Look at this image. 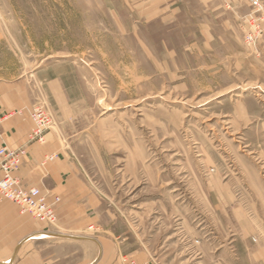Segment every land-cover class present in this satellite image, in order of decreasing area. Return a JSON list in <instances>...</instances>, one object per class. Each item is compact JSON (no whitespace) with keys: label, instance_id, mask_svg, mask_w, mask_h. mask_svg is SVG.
Returning a JSON list of instances; mask_svg holds the SVG:
<instances>
[{"label":"rangeland","instance_id":"obj_1","mask_svg":"<svg viewBox=\"0 0 264 264\" xmlns=\"http://www.w3.org/2000/svg\"><path fill=\"white\" fill-rule=\"evenodd\" d=\"M248 1L238 55L205 60L183 53L195 25L145 21L140 0H0V80L26 86L32 128L33 107L52 115L101 201L86 233L113 239L114 264H153L155 231L181 234L162 253L174 264L261 263L264 0ZM187 214L208 236L198 218L184 237Z\"/></svg>","mask_w":264,"mask_h":264},{"label":"crops","instance_id":"obj_2","mask_svg":"<svg viewBox=\"0 0 264 264\" xmlns=\"http://www.w3.org/2000/svg\"><path fill=\"white\" fill-rule=\"evenodd\" d=\"M249 12L248 0H140V14L148 18L145 21L186 20L195 25L197 30L184 39L188 46L183 53L198 52L205 60L215 51L224 54L225 60L238 55L243 43L242 17ZM168 52L172 56L178 51ZM214 66L206 64L204 68ZM31 103L25 85L0 80V147H26L15 175L23 184L39 187L50 203L56 196L60 198L55 204L58 221L51 226L0 196V264H114L113 239L86 233L90 225L100 222L101 201L94 186L81 176L60 135L50 131L45 143L29 142L32 123L27 110ZM52 155L54 159L48 160ZM193 219L199 220L195 230ZM178 220H183L180 225L185 228L184 237H192L193 230L200 237L208 236L203 223L207 220L205 214H187ZM178 236L181 234L170 231L161 240V234L154 232L153 239H158V244L154 243L153 252L158 251V258L154 255L153 264H174L172 259L162 258V253L177 251ZM263 248L259 251V264H264ZM257 254H253V264H257Z\"/></svg>","mask_w":264,"mask_h":264},{"label":"built area","instance_id":"obj_3","mask_svg":"<svg viewBox=\"0 0 264 264\" xmlns=\"http://www.w3.org/2000/svg\"><path fill=\"white\" fill-rule=\"evenodd\" d=\"M250 2L257 9L263 8L261 0H250ZM255 36L250 33L248 40L253 42ZM30 117L33 128L29 133V142L45 143L47 131L53 125L52 115L45 107L35 106L30 112ZM26 151L25 146L12 148L3 145L0 147V196L17 204L22 212H28L40 221L55 225L58 221L55 204L59 202L60 198L56 196L54 203H50L48 195L43 193L39 187L25 185L15 175ZM53 158L54 155L49 156L48 160ZM125 263L137 264L135 261L129 260H125Z\"/></svg>","mask_w":264,"mask_h":264},{"label":"bare ground","instance_id":"obj_4","mask_svg":"<svg viewBox=\"0 0 264 264\" xmlns=\"http://www.w3.org/2000/svg\"><path fill=\"white\" fill-rule=\"evenodd\" d=\"M7 199V198H6Z\"/></svg>","mask_w":264,"mask_h":264}]
</instances>
